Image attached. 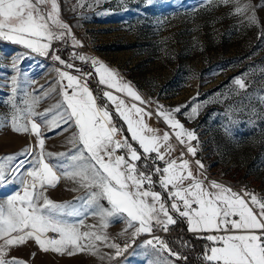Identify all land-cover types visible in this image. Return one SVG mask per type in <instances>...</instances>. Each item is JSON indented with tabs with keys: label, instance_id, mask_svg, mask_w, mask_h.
Here are the masks:
<instances>
[{
	"label": "rangeland",
	"instance_id": "obj_1",
	"mask_svg": "<svg viewBox=\"0 0 264 264\" xmlns=\"http://www.w3.org/2000/svg\"><path fill=\"white\" fill-rule=\"evenodd\" d=\"M56 3L59 19L70 26V34L66 31L63 40L53 41L52 50L74 64L75 69L53 61L51 55L41 56L22 45L0 40V157L16 155L18 160H31L30 156L20 153L25 149L39 151L34 134L17 133L11 127L15 111L12 104L23 109L25 93L39 98L34 108L36 113L51 109L43 119L34 117L41 125L45 153L54 154L47 162L55 164V154L70 153L73 149L69 140L76 131L74 125L50 131L51 126L45 123L60 111L54 107L62 99L57 69L76 76H80L76 69L83 73L92 70L98 81L91 75L87 83L100 105H105L106 101L114 107L104 98V91L113 92L128 106L139 103L99 84L92 66L95 60L116 68L141 92L142 99L150 102L144 106L152 115L145 116L144 121L154 130L151 134L161 137L165 132L169 134L168 143L162 142V153L166 154L169 144L171 151L176 146L173 130L156 115L157 105L165 110L180 107V111L174 113L175 119L184 126L187 118L192 122L191 131L198 127L200 145L208 150L212 159L207 170H212L219 179H209L190 163L193 175L205 185L216 181L237 193L247 185L258 191L264 200V36L261 35L264 33V0H240V4L251 5L241 15L231 14L235 4H224L220 0H56ZM253 14L255 22L249 23L247 17ZM75 42L80 46H74ZM79 56L86 57V62ZM13 77H17L15 96ZM237 78L244 82V88L235 83ZM63 83L66 84V80ZM193 108L197 109L195 113ZM112 116L118 121L113 113ZM21 122L27 123L26 114ZM156 124H161V128ZM120 125L125 134L127 126L122 120ZM134 146L139 147L135 143ZM0 162L5 164L7 173V182L0 185V201H4L22 191L23 186L18 180L12 182L11 169L18 161ZM56 170L59 180L55 187L46 189L48 198L57 203H79L78 198L87 196V189L80 186L78 178L66 177L61 170ZM23 178L30 181L26 172ZM70 219L83 220L81 232L100 223L99 218L92 215ZM102 231L107 234L109 243L121 248L128 244L127 250L116 256V249L97 242L100 255L88 252L68 255L42 251L34 239H28L10 248L6 258L15 257L24 264H149L160 257L168 258L173 264H183L169 258L166 252L142 247L149 240L147 233L133 237L135 227L128 228L124 219H114ZM145 252L153 255L145 256Z\"/></svg>",
	"mask_w": 264,
	"mask_h": 264
},
{
	"label": "snow or ice",
	"instance_id": "obj_2",
	"mask_svg": "<svg viewBox=\"0 0 264 264\" xmlns=\"http://www.w3.org/2000/svg\"><path fill=\"white\" fill-rule=\"evenodd\" d=\"M220 2L235 4L233 15L244 14L251 8L250 4H240V0ZM247 19L249 23H254V14ZM66 31L70 34V26L60 21L56 0H0V40L22 45L41 56L51 55L53 61L75 69L74 64L66 62L52 50L53 41L63 40ZM261 35L264 36V33ZM74 46H80L79 42H75ZM72 55L76 57L75 53ZM78 58L87 60L84 56ZM92 66L99 77V84L127 95L140 105L150 103L104 64L93 60ZM76 70L80 76L57 69L62 99L54 107L60 111L52 120L45 121L51 126L50 131L73 125L76 129L69 140L73 149L70 153L55 154V164L47 162V158L54 154L45 153L41 125L34 119L37 116L43 119L51 109L36 113L34 108L40 102L39 98L28 93L22 101L25 105L23 109L14 102L12 104L15 110L11 118L12 130L34 134L39 151L25 149L20 153L21 156H30L31 160H18L16 155L0 157V161H18L11 169L14 173L12 182L18 180L23 186L22 191L0 201V264H24L15 257H6L10 248L28 239H34L42 251L68 255L78 252L100 255L97 242H101L116 249L115 255L119 256L129 245L121 248L116 243H109L107 234L102 231L114 219H124L128 228L135 227L132 235L136 237L143 233L151 234L154 227L167 232L177 222L175 216L187 221L189 232L208 233L197 237L211 242L202 254L204 264H264V200L246 190L233 192L216 181L205 185L203 180L193 175L183 152L179 162L176 159L166 160L165 153L160 149L162 142L168 143L169 134L165 132L162 137L151 134L154 130L144 121V117H151L152 112L137 103L128 106L113 92L104 91V98L112 102L116 115L127 126L129 140L122 128L114 123L107 105L97 103L87 83L92 73ZM12 79L15 96L17 77ZM65 80L66 84L63 83ZM235 83L240 88L245 87L239 78L235 79ZM179 111L180 107L165 110L157 105L156 115L163 118L187 152L195 156L196 148L190 142L197 137L175 119L174 113ZM196 111V108L192 109L193 113ZM25 114L27 123H22ZM133 142L139 147H135ZM167 151H171L170 144ZM140 161H143L142 165L138 163ZM157 161L163 162V167ZM196 164L198 170L203 168L199 160ZM25 165L29 166L25 168ZM22 169L30 181L23 178ZM54 169L61 170L66 177L78 178L80 186L87 189V196L78 198L79 203H57L48 198L46 189L55 187L59 179ZM6 182L5 164L0 162V185ZM156 187L161 191H156ZM85 215L98 217L100 223L81 232L83 220L70 218ZM50 232L55 233L56 238L48 236ZM149 246L157 252H168L176 260L187 259L174 252L159 236H153L142 245L145 248ZM149 255L153 253L145 252V256ZM149 264L173 262L157 257Z\"/></svg>",
	"mask_w": 264,
	"mask_h": 264
},
{
	"label": "built area",
	"instance_id": "obj_3",
	"mask_svg": "<svg viewBox=\"0 0 264 264\" xmlns=\"http://www.w3.org/2000/svg\"><path fill=\"white\" fill-rule=\"evenodd\" d=\"M146 108V107H145ZM148 111H150L148 108H146ZM183 120V119H182ZM114 123L118 126V127H121L120 125V122L117 121V120H113ZM184 128L186 130H189L191 131V125H192V122L188 121L187 118L184 119ZM197 137L196 140H193L191 141V145L193 147L196 148V155L195 156H192L190 155L188 152H187V148L184 146V145H181L178 141V146L180 148L179 152L173 157L171 158L170 160L172 159H176L178 162H179V159H180V154L181 152L184 153V159L188 160L189 163L193 164L197 169V164H196V161L199 160L202 164H203V159H202V149L200 147H198V140H200V137H198V127L193 131ZM124 134V133H123ZM117 138H120L119 136ZM119 154V153H118ZM152 156L154 157L155 154L153 153ZM215 160V159H214ZM148 163L151 165V161H148ZM157 164H159L160 167H163V162L161 161H157ZM199 171H201L206 177H208L209 179H213V180H217L219 178H217V174H212V170H207V168L205 167V165H203V168L202 169H199ZM244 190H246L248 193H251V194H254L256 195L259 199L260 198V193L258 191H254V189L252 188H247V185L243 186L239 191L238 193H242ZM165 197H166V193L164 194ZM180 234V235H192V234H195V235H207L208 233H193V232H189L188 229H184V230H181V231H176L175 230V224L174 225H171L169 227V230L167 232L165 231H162V230H158L156 229L155 227L153 228V232L151 234H147V238L151 239L153 236H159L163 241H167V238L172 236V235H175V234ZM48 236L52 237V238H56V234L55 233H47ZM211 243V242H210ZM159 247V246H157Z\"/></svg>",
	"mask_w": 264,
	"mask_h": 264
},
{
	"label": "trees",
	"instance_id": "obj_4",
	"mask_svg": "<svg viewBox=\"0 0 264 264\" xmlns=\"http://www.w3.org/2000/svg\"><path fill=\"white\" fill-rule=\"evenodd\" d=\"M156 191H161L159 187L155 188ZM177 222L175 223V230L181 231L186 229L185 219L177 216ZM166 243L174 251L180 253L181 256L187 259L178 260L185 264H204L203 252L205 250V242L202 239H198L194 235H180L175 234L167 238ZM187 246H184V245ZM175 260L176 258L173 257Z\"/></svg>",
	"mask_w": 264,
	"mask_h": 264
},
{
	"label": "crops",
	"instance_id": "obj_5",
	"mask_svg": "<svg viewBox=\"0 0 264 264\" xmlns=\"http://www.w3.org/2000/svg\"><path fill=\"white\" fill-rule=\"evenodd\" d=\"M104 64H105V66H108L109 68H111L114 72H116V73H118V75L119 76H121L122 77V79H123V81L124 82H126L127 84H129V85H132V88L140 95V96H142L141 95V92L133 85V84H131L130 82H128V81H126V79H125V77H124V75L123 74H121V73H119L117 70H116V68H114V67H112V66H110V65H108L106 62H104ZM90 71V73H92V76H93V78L95 79V81H98L97 79H96V77H95V75H94V72L92 71V70H89ZM98 86H99V84H98ZM107 87V86H106ZM108 89V88H107ZM99 91V90H98ZM100 92V91H99ZM101 100L103 101V98L101 97ZM104 102V101H103ZM104 104H106L107 105V107H108V109L110 110V109H112L110 112H111V114L113 113L115 116H116V118L118 119V121L120 122V124H121V120H120V118L116 115V112H115V110H114V107L112 106V105H110V104H108V103H106V101L104 102ZM139 104V103H138ZM141 107H145L144 105H140ZM146 111H148L147 109H146ZM165 124V123H164ZM150 125H152L151 123H150ZM166 125V124H165ZM157 128H161V124H156L155 125ZM124 129V128H123ZM124 132H125V136L130 140V137L128 136V134H127V132L125 131V129H124ZM173 138H174V140H175V143L177 144H175L174 143V146H176V149L175 148H173V150L172 151H166V154H165V159L166 160H170L171 158H173L177 153V151H179L180 150V148H178L179 146H178V140L176 139V137H175V135L173 134ZM178 146V147H177ZM155 154V153H154ZM140 165H142L143 164V161H140V162H138ZM173 215H175V214H173ZM175 218L177 219V216H175ZM185 225H186V229H188V226H187V224H186V222H185ZM192 235H194V236H202V235H195V234H192ZM202 240H204V242H205V249H206V246H211V243L209 242V241H207V240H205V239H202ZM205 251V250H204ZM166 252V251H165ZM166 255L169 257V258H171V259H173L174 261H176V262H179V263H183V262H180V261H178V260H175L173 257H170L169 256V254H168V252H166ZM183 264H185V263H183Z\"/></svg>",
	"mask_w": 264,
	"mask_h": 264
},
{
	"label": "bare ground",
	"instance_id": "obj_6",
	"mask_svg": "<svg viewBox=\"0 0 264 264\" xmlns=\"http://www.w3.org/2000/svg\"><path fill=\"white\" fill-rule=\"evenodd\" d=\"M200 140H198V147H200L202 149V159H203V165H205V167L208 169L210 162L212 161L211 156L209 153H207L208 150L204 149V147H201L200 145ZM207 146V145H206ZM208 149V148H207ZM54 171H56V175L59 178V173L56 169H54ZM214 173V172H213ZM216 173V172H215ZM59 180V179H58ZM249 188V187H248Z\"/></svg>",
	"mask_w": 264,
	"mask_h": 264
}]
</instances>
